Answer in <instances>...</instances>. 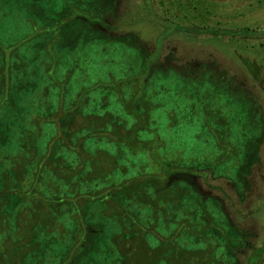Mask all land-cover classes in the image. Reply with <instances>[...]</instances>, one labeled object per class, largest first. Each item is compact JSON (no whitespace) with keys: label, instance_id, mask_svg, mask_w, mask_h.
<instances>
[{"label":"rangeland","instance_id":"374dc122","mask_svg":"<svg viewBox=\"0 0 264 264\" xmlns=\"http://www.w3.org/2000/svg\"><path fill=\"white\" fill-rule=\"evenodd\" d=\"M82 1L83 11L105 10L102 33L72 36V46L62 43L64 34H55L50 72V57L32 56L39 50V32L58 23L74 1L0 0V80H5L0 105L10 88L20 85L13 94L16 125L8 128L7 140H0V201L5 194L13 202L5 222L0 209V228L8 225L0 231V249L9 242V264L32 245L24 264L60 262L79 227L76 192L96 189L86 194L96 198L86 203L83 216L91 231L101 217L97 197L113 184L187 168L195 173L185 172L184 178L204 199L211 196L222 205L226 219L205 206L208 214L203 213L207 199L200 212L192 195L181 196L174 216L168 213L173 221L159 223L155 239L146 236L149 243L168 237V255L172 245L193 254L190 259L184 252L185 260L181 252L172 264H196L197 255L213 259L222 249L219 237L212 236L220 221L227 227L219 233L232 234L229 223L246 244L233 250V264H264V47L258 43L264 41V0ZM129 35L147 57L156 54L159 42L151 66L168 73L144 81L141 51L120 38ZM185 70L190 74L181 77ZM209 73L218 84L213 76L207 82ZM94 115L101 116L105 133L91 122ZM68 143L80 145L82 155L61 146ZM58 197L66 202L56 204ZM40 200L52 205L50 223L39 219L36 239L23 242L16 213L26 204L34 213ZM23 219L26 233L34 222L29 214ZM110 232L104 227L93 250L78 254L74 264H119L117 235L111 240Z\"/></svg>","mask_w":264,"mask_h":264},{"label":"trees","instance_id":"16d2710c","mask_svg":"<svg viewBox=\"0 0 264 264\" xmlns=\"http://www.w3.org/2000/svg\"><path fill=\"white\" fill-rule=\"evenodd\" d=\"M73 1L74 2L71 4L73 8L70 5H68L69 9L63 8V9H67V11L69 12L61 16V20L58 23L54 22V24L52 25H45L46 28H44L42 32H39L40 35L39 36L40 38L38 39L39 42H36V44L39 47V50L35 49L32 56L36 57L37 55L38 56L40 55L41 57L42 55H47L48 57H50L51 65L48 68L50 72L51 71L54 72V67L52 66V64L56 57L55 56L56 40H53V38L56 36L55 34H59V37L60 34H64L65 36L62 38L63 39L62 43L68 46H72L75 43L70 41V38L72 36L74 37L80 35L81 37H83V34L87 33L88 35L86 34L87 36L85 37L88 38V37L100 36L102 33L101 29H99L98 27L99 25L104 26L103 18L106 15L104 14L105 10H103L100 13L97 12L94 13L93 8L95 7L92 6L89 9H85L83 11L78 7V4H80L83 1L82 0H73ZM88 3L89 2H87V4ZM110 9L111 8L106 7L107 11H110ZM202 27H203L202 31H205L207 28L205 26ZM120 38L122 41H127L130 45L133 46L134 49L138 50V52L141 51V53L138 54L140 55V59H141V63H140L141 69L144 70L143 74L141 73L143 75L142 79L146 81L150 79L151 76H155V78L158 79L157 73L158 72L162 73V69L159 67L155 68L151 66V63L152 61H154L153 55H157V53L160 52L161 44L159 42L156 44L157 46L155 51L156 54H151L148 55L149 57H147L144 56V54H142L144 52L143 48H140L138 45H136L133 36L129 35L127 37L124 36ZM257 40L259 39L257 38ZM258 43L260 46L264 47V41L259 40ZM163 71L165 73H168L167 70H163ZM179 73L181 77L188 76L190 74L189 70L187 71L185 70L184 72L179 71ZM212 76L213 79L211 78ZM212 76L210 73L209 75H207L206 77L207 82L212 83L213 80L215 84H218V81L215 79L214 74H212ZM47 77L52 78L51 76H47ZM2 86L5 89L4 79L0 80V87ZM222 86L224 87V85ZM18 87H20V85ZM15 88H10L9 90L10 94L6 98L8 100L5 101L2 105H0L1 107H5L6 104L7 106L6 109H2V112H0L1 142L7 140L5 134L8 131V128H10V126L15 127L16 125V122L12 124L11 121L12 117H14L13 111L14 109L17 108L16 100H14L15 98L13 97V94H16L17 92V89ZM224 91L228 95L229 94L231 95L233 92L231 91L230 87L227 85L224 87ZM234 95L236 94L234 93ZM156 104L161 105L160 102H156ZM101 120H102L101 116L94 115L92 116L91 122H94L95 125L98 127V133L100 132L105 133L103 129H100L101 125H103L102 123H100ZM249 121L251 122L250 124H253V120H251V118L249 119ZM79 131L81 132V130ZM130 131H132V129ZM61 146H66V147L72 146L77 150L79 155H82V152H84V149L80 147V145L78 146L77 144L72 145L68 143L66 145L62 144ZM74 157H77L76 154L74 155ZM185 172L192 173L193 170L187 168L185 169V171L181 172L180 174L167 173L168 175H164L162 176V178L154 174H150L152 176L137 175L131 177L129 180L124 181L122 183L120 182L117 184H113V188H110V191H106L102 193L100 197H97L99 201L98 204L102 206L100 210L101 217L96 219L94 223V229H92L91 231L87 230L88 232L84 228L83 216L85 214H88L87 212L84 213V208L88 201H91V199H94L96 197L90 198V196L86 194H95L94 191L96 189H92V190L89 189L88 193H82V194L76 192V194L74 195V199H76L75 201L77 202L78 205H80L78 209V213L75 214L79 222L78 231L73 236L74 243L71 246H69V251H67L65 254H62L59 257L60 262L57 264H74L75 261L78 259V254L92 251L94 248L93 245L95 243V240L97 241L99 237L103 236L104 227H108L112 230V232H114V233L110 232L109 235L106 234L111 238V240L113 238L112 236L117 235L116 239L113 240L116 241V244L115 243L114 244L116 248L115 249L116 253L119 255L118 258L119 264H167V263L172 264L173 263L172 261L179 260V256L181 252H182L181 258H184L183 255H185L184 252H186L189 258L192 259L193 254H191V252H188L189 250L184 249L183 251V249H181V251L180 250L177 251V248L179 247L177 245H172L170 249L171 252L168 255L167 253L168 249H166L168 246L167 244L169 243L168 237L162 238L163 240H161L162 242L159 244L149 243L146 237L150 233L155 239L154 231L159 229L157 226L159 225V223L160 225L165 224L164 221H167L166 219H168L169 214L170 216H174L173 212L178 207V204L181 202V200L178 201L176 199L180 198L181 196L185 197L187 195H192V197H194L192 199H195L194 203L196 205V208H199V210L200 207L202 206L201 202L207 199V203L203 205V210H205V212L203 213L208 214V212H206L205 209V207H207L209 209H212L213 211L217 210V212L218 211L221 212L219 218L223 220L226 219V215L223 211L222 205L218 204L217 201L211 196L204 199L203 196L199 195L195 191L193 186L188 182V180L184 178L185 177L184 174H186ZM180 183H182L183 185H181ZM2 192L4 191H0V194H2ZM3 195H4L3 199L0 201V209L1 210L5 209V213L3 214L2 217L4 218L3 222H5V219L8 220L7 219L9 218L8 216H11L9 214V207L10 205L13 204V202L7 198V195L5 194ZM58 198L59 199L56 201V204L59 203V201H62V203L66 202V200H64L63 198L61 197ZM37 205L38 206H36V208L34 207L36 210L35 212L32 208L34 212L32 214L30 213L31 211L27 209L26 207L27 204L25 206H22L20 208V211L16 213L15 221L17 227H19L21 232V235L17 234V236L19 238H22L23 242L30 241L31 243V240L34 241V239H36V236L38 235L33 232V229L36 225L39 224L38 222L39 219H41V222H44L42 223L43 225H49L50 223L48 222V220L50 217H52V213L51 211L49 213V210H52V205L51 204L45 205L43 200L37 202ZM13 207H15V205ZM27 214H29L32 217L34 223L32 225H29L30 228H28L27 232L25 233L24 229L26 225L24 223L26 221L23 218L24 216L26 217ZM158 217L161 218V221L160 220L158 221ZM214 219L216 220L215 216ZM168 220H170V222L173 221L172 219H168ZM218 224L220 225L215 226L214 231L212 232V236L214 239L216 236L219 237L218 240L222 242L221 251L219 253H216V257L213 259L209 258L208 255L207 257H202L201 255L200 256L197 255L196 258H200V259L196 264L235 263L236 259L233 256L232 252L234 249L239 247L238 244H245L241 239L242 234L240 236L241 232L236 231L235 228H232V226H230L228 223V227L230 228V230L233 229V231L232 234H228L226 238L222 232L219 233L218 229L222 230L224 225L227 227V224H225L224 222L221 225L220 221H218ZM4 226L7 227L8 225L5 224L3 225V227ZM115 226L117 228L113 230ZM3 227L0 228V231L4 229ZM174 236L175 233L172 234L171 232L170 237L173 239ZM3 245L4 247L0 249V264H9L8 260L11 257L10 251H7L9 249V242H4ZM18 245H20V243H18ZM214 249H216V247ZM32 251H33V245L28 249H26V251L24 250L25 255L20 256V258L13 264L26 263L27 261L25 262V258ZM184 259L186 260V256ZM263 260L264 257L262 261ZM180 261H183V259Z\"/></svg>","mask_w":264,"mask_h":264}]
</instances>
